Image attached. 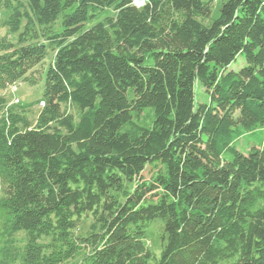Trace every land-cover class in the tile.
Returning <instances> with one entry per match:
<instances>
[{
	"label": "trees",
	"instance_id": "trees-1",
	"mask_svg": "<svg viewBox=\"0 0 264 264\" xmlns=\"http://www.w3.org/2000/svg\"><path fill=\"white\" fill-rule=\"evenodd\" d=\"M212 2L0 0V90L53 54L33 126L0 96L20 264H264V0Z\"/></svg>",
	"mask_w": 264,
	"mask_h": 264
},
{
	"label": "rangeland",
	"instance_id": "rangeland-1",
	"mask_svg": "<svg viewBox=\"0 0 264 264\" xmlns=\"http://www.w3.org/2000/svg\"><path fill=\"white\" fill-rule=\"evenodd\" d=\"M227 0H213L211 4L210 20H214L219 15V8L223 2ZM7 14L2 12L0 17L5 18ZM106 15H113L112 11H106ZM3 34V33H2ZM53 54L48 52V55L42 61L39 66H36L35 70L39 71L40 79H37L35 84H28L21 82L17 85V90L11 92L10 88L0 90V96L6 101L7 108L13 112L21 113L25 116L29 123V126H33L36 118L41 110L42 94L44 86V77L47 68L52 61ZM238 64L243 63V58L237 59ZM238 65H232L231 69H236ZM197 99L205 101L206 98L203 91L199 86H196ZM17 100L12 104V101ZM150 116L148 112H144L141 115L140 122L142 125H146ZM264 143V128H257L253 132L243 133L236 142V148L241 153H246L251 147L259 148ZM150 173L149 167L143 172L142 176L148 178ZM9 222L6 221V216L2 210H0V264H20L21 258L26 243L24 232L11 233L8 229ZM160 231L161 222L159 220L154 221L149 225L144 234L143 242L146 248L155 256L159 257L160 254Z\"/></svg>",
	"mask_w": 264,
	"mask_h": 264
},
{
	"label": "built area",
	"instance_id": "built-area-1",
	"mask_svg": "<svg viewBox=\"0 0 264 264\" xmlns=\"http://www.w3.org/2000/svg\"><path fill=\"white\" fill-rule=\"evenodd\" d=\"M131 5H133L136 8H140L143 7V0H135L134 2H131Z\"/></svg>",
	"mask_w": 264,
	"mask_h": 264
},
{
	"label": "bare ground",
	"instance_id": "bare-ground-1",
	"mask_svg": "<svg viewBox=\"0 0 264 264\" xmlns=\"http://www.w3.org/2000/svg\"><path fill=\"white\" fill-rule=\"evenodd\" d=\"M135 0H131V2H134ZM146 3V0H143V4H145Z\"/></svg>",
	"mask_w": 264,
	"mask_h": 264
}]
</instances>
